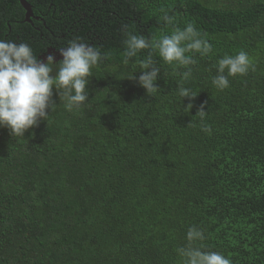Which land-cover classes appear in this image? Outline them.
<instances>
[{
	"label": "trees",
	"instance_id": "trees-1",
	"mask_svg": "<svg viewBox=\"0 0 264 264\" xmlns=\"http://www.w3.org/2000/svg\"><path fill=\"white\" fill-rule=\"evenodd\" d=\"M28 1L31 21L20 0H0V40L58 62L79 38L108 58L81 110L54 89L48 122L17 138L0 127V264H183L176 249L193 226L205 250L264 264V0ZM161 8L175 26L194 23L213 52L195 55L187 81L156 55L159 89L148 95L138 84L146 50L124 64L123 26L170 34ZM241 50L255 70L216 89L214 65Z\"/></svg>",
	"mask_w": 264,
	"mask_h": 264
},
{
	"label": "clouds",
	"instance_id": "clouds-1",
	"mask_svg": "<svg viewBox=\"0 0 264 264\" xmlns=\"http://www.w3.org/2000/svg\"><path fill=\"white\" fill-rule=\"evenodd\" d=\"M160 12V19L173 26L170 34L151 38L128 30L127 25L123 26L124 64L127 65L138 53L146 50L145 58L139 62L138 84L148 95L155 94L159 89L155 82L161 69L156 64V55L167 65L185 69L180 75L182 80L187 81L192 76V66L196 64L195 55L206 57L213 52V45L194 23L188 22L180 28L175 26V17L169 15L168 10L161 8ZM59 52L62 59L58 62L53 54L39 59L27 43L0 40V127L7 128L13 138L24 137L40 122H48L57 104L54 89L68 111H79L89 102L87 85L93 76V69L101 65L108 54L79 38L69 41L68 46L59 49ZM214 66L216 75L211 83L220 91L230 86L229 77L244 76L255 70L252 59L243 50L235 55L225 54ZM135 73L127 78L137 79ZM178 94L190 100L197 96L185 87H180ZM192 107L189 103L185 108L189 111ZM197 114L201 131L211 134L212 128L206 122L207 112L203 104ZM186 239V246L176 249L183 264H232L230 258L222 253L205 250L202 230L190 227Z\"/></svg>",
	"mask_w": 264,
	"mask_h": 264
},
{
	"label": "water",
	"instance_id": "water-1",
	"mask_svg": "<svg viewBox=\"0 0 264 264\" xmlns=\"http://www.w3.org/2000/svg\"><path fill=\"white\" fill-rule=\"evenodd\" d=\"M20 3L25 10V21H31V17L33 16L31 4L28 0H20Z\"/></svg>",
	"mask_w": 264,
	"mask_h": 264
},
{
	"label": "flooded vegetation",
	"instance_id": "flooded-vegetation-1",
	"mask_svg": "<svg viewBox=\"0 0 264 264\" xmlns=\"http://www.w3.org/2000/svg\"><path fill=\"white\" fill-rule=\"evenodd\" d=\"M30 3V2H29ZM11 5L13 6V4L11 3ZM32 7V6H31ZM24 12H25V10H24ZM24 15H25V13H24ZM59 56H60V54H59ZM41 58L42 59H45L46 58V56L43 54V55H41Z\"/></svg>",
	"mask_w": 264,
	"mask_h": 264
}]
</instances>
